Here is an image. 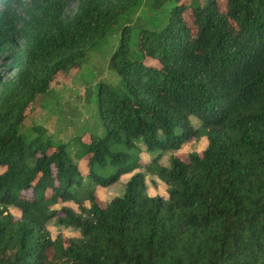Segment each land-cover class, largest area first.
Returning a JSON list of instances; mask_svg holds the SVG:
<instances>
[{"label": "trees", "instance_id": "16d2710c", "mask_svg": "<svg viewBox=\"0 0 264 264\" xmlns=\"http://www.w3.org/2000/svg\"><path fill=\"white\" fill-rule=\"evenodd\" d=\"M165 2L138 59L122 29L111 65L126 94L100 83L103 134L65 144L20 127L143 0H0V264H264V0ZM201 138L202 152L160 164ZM139 170L168 199L149 196ZM127 175L101 206L97 189ZM52 222L80 236L53 239Z\"/></svg>", "mask_w": 264, "mask_h": 264}, {"label": "rangeland", "instance_id": "374dc122", "mask_svg": "<svg viewBox=\"0 0 264 264\" xmlns=\"http://www.w3.org/2000/svg\"><path fill=\"white\" fill-rule=\"evenodd\" d=\"M184 1V0H183ZM224 7L225 0H218ZM172 2H165L160 7L156 6V0H143V3L136 10L120 19L119 24L109 33L103 43L95 51L90 52L82 61L79 68L65 73L56 80L53 88L45 95L39 96L37 102L29 112L27 119L20 127L21 133L28 132L33 127H40L45 130V138L52 139L56 143H69L76 137L101 136L102 125L98 117L97 94L99 85L106 82L118 91L120 95L126 94L122 80L117 76L111 65V57L120 45L122 29L125 26L131 28V58L140 57L137 47L140 31L148 29L160 31L164 28L170 15ZM75 4L69 7V13L74 9ZM7 76V68L0 61V76ZM195 127L199 123L193 120ZM208 146L206 138L194 140L183 144L180 150L167 152L163 155L160 164L168 166L171 157L178 155L186 160L187 154L202 152ZM156 156V154H155ZM142 158L151 164L155 158L148 152H143ZM144 172L145 170H139ZM131 175L121 180L110 188H98L97 198L101 206L120 196L124 192L127 180ZM147 193L151 197H163L168 199V186L156 176L146 174ZM68 207L78 212L73 203H67L57 208ZM11 213L20 217L21 212L16 208H10ZM48 230L55 239L61 235L67 239H75L80 236L78 230L58 227L54 222L48 225Z\"/></svg>", "mask_w": 264, "mask_h": 264}]
</instances>
